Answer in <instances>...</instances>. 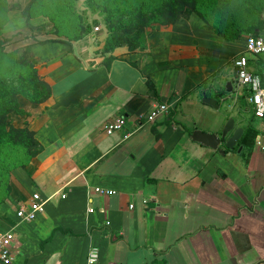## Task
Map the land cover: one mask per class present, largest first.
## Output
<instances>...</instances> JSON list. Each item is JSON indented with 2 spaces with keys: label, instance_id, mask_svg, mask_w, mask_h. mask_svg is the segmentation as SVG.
<instances>
[{
  "label": "crops",
  "instance_id": "1",
  "mask_svg": "<svg viewBox=\"0 0 264 264\" xmlns=\"http://www.w3.org/2000/svg\"><path fill=\"white\" fill-rule=\"evenodd\" d=\"M245 36L224 39L187 9L175 24L149 30L144 55L118 48L107 65L93 35L31 46L52 94L39 105L21 101L27 115L14 120L28 123L42 151L1 184L10 264H87L91 247L97 264H264V150L255 147L264 119L234 88L231 65L245 56L262 78L264 56L246 52ZM159 104L169 114L147 121ZM121 119L123 129L105 135ZM228 119L243 132L233 150L191 139ZM34 194L46 200L44 211L20 222L16 212Z\"/></svg>",
  "mask_w": 264,
  "mask_h": 264
},
{
  "label": "trees",
  "instance_id": "2",
  "mask_svg": "<svg viewBox=\"0 0 264 264\" xmlns=\"http://www.w3.org/2000/svg\"><path fill=\"white\" fill-rule=\"evenodd\" d=\"M40 1L29 0L24 7L17 6L25 19L26 29L31 28V13ZM109 1L108 3L112 5L103 7V24L106 30L110 32V37L105 43V51L108 53L105 58L106 65L114 59L110 55L117 47H126L128 53L138 52L144 55L147 49L146 38L149 30L155 25L167 27L175 24L183 11L187 9L200 14L209 29L230 41L245 34L259 35L264 29L263 16L244 30L236 28L233 24H228L230 32L225 34L213 23V19L209 15L212 5L207 6L204 0H131L129 3L133 4L125 8L115 6V2ZM88 2L93 4L91 0ZM242 2L243 0H240V3ZM96 23H88L87 25L82 23L78 29L81 34L73 41L82 38L85 32H90ZM19 34L1 40L0 49L12 41H16L20 36ZM55 41L57 40H35L36 43ZM61 42L68 43L64 40ZM31 45L28 44L19 55L15 64L16 70L10 71L7 77H0V193L1 184L7 180L9 170L15 167H25L42 151V147L37 141L34 131L29 129L28 123L24 122L18 126L14 124L15 118L27 115V112L22 108L21 101L39 105L45 103L52 94L49 83L44 76L38 73ZM147 85L149 89H154L152 82L148 81ZM217 95L215 96L216 99L220 94ZM8 149L20 152L23 160L12 167H8L7 163L1 160L3 153Z\"/></svg>",
  "mask_w": 264,
  "mask_h": 264
},
{
  "label": "rangeland",
  "instance_id": "3",
  "mask_svg": "<svg viewBox=\"0 0 264 264\" xmlns=\"http://www.w3.org/2000/svg\"><path fill=\"white\" fill-rule=\"evenodd\" d=\"M88 1L41 0L31 13V28L26 29L25 19L17 6L24 7L29 0H0V41L20 33L16 41L0 49V77H7L10 71L16 70L15 64L19 55L28 44H32L31 46L37 44L35 40H57L55 42L64 40L68 43L82 39L90 40L95 28L99 29L96 33L99 36L96 38L95 34L90 43L93 49L95 48L98 58L106 57L108 53L105 51V43L110 37V32L103 24V7L112 4L108 3L109 0H91L93 4ZM112 1L115 2V6L122 8L133 4L129 3L131 0ZM204 3L207 6L212 5L209 15L213 23L225 34L230 32L228 24L244 30L264 16V0H243L242 3L240 0H204ZM93 22H97L92 27L93 31L85 32L82 38L73 41L80 36L81 32L78 29L82 23L87 25ZM118 48L126 47L116 49ZM1 160L5 161L8 167H12L23 158L20 152L8 149L3 153Z\"/></svg>",
  "mask_w": 264,
  "mask_h": 264
},
{
  "label": "built area",
  "instance_id": "4",
  "mask_svg": "<svg viewBox=\"0 0 264 264\" xmlns=\"http://www.w3.org/2000/svg\"><path fill=\"white\" fill-rule=\"evenodd\" d=\"M93 31V30H92ZM92 32L93 37L99 31L98 28ZM245 50L254 57L264 56V31L259 35L248 34L245 36ZM234 70L233 82L235 89L247 91L249 94V103L252 108L253 116L256 119H264V76L259 78L248 71V59L240 56L231 62ZM170 106L167 104L155 105L150 112L147 121H153L159 116L168 115ZM124 120H118L115 123H108L104 127V133L111 136L123 129ZM129 135L125 136V139ZM255 147L258 150H264V134L258 136L255 140ZM96 192L109 195L113 192L97 189ZM46 200H43L39 194H34L27 206H21L16 212V217L20 222L34 221L43 211ZM92 210L88 209V213ZM109 223L107 222L106 225ZM14 241V235L11 232L0 234V264H10L12 261L11 249ZM99 252L96 247H91L87 253V264H97Z\"/></svg>",
  "mask_w": 264,
  "mask_h": 264
},
{
  "label": "water",
  "instance_id": "5",
  "mask_svg": "<svg viewBox=\"0 0 264 264\" xmlns=\"http://www.w3.org/2000/svg\"><path fill=\"white\" fill-rule=\"evenodd\" d=\"M231 83H227V93H231ZM203 103L217 108L216 101L211 98H207L203 94ZM241 129L235 128V121L233 119H228L223 127L217 129L214 132H203L201 130H194L191 133V139L195 142L201 143L213 150H219L220 153H223L221 147H224L228 150H233L237 141L242 135Z\"/></svg>",
  "mask_w": 264,
  "mask_h": 264
}]
</instances>
